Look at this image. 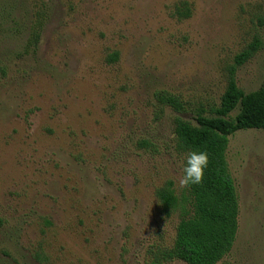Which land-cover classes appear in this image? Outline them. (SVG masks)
Listing matches in <instances>:
<instances>
[{
	"label": "rangeland",
	"instance_id": "rangeland-1",
	"mask_svg": "<svg viewBox=\"0 0 264 264\" xmlns=\"http://www.w3.org/2000/svg\"><path fill=\"white\" fill-rule=\"evenodd\" d=\"M254 38L246 92L264 82V0H0V264H148L171 245L179 211L155 191L184 189L173 119L218 105ZM225 159L238 226L216 264H264V130L234 132Z\"/></svg>",
	"mask_w": 264,
	"mask_h": 264
},
{
	"label": "trees",
	"instance_id": "trees-1",
	"mask_svg": "<svg viewBox=\"0 0 264 264\" xmlns=\"http://www.w3.org/2000/svg\"><path fill=\"white\" fill-rule=\"evenodd\" d=\"M185 4L177 13L187 14ZM261 48L254 38L234 56L227 82L218 105L195 110L194 122L175 116V146L185 156L191 150L207 151L208 166L201 183L184 187L177 194L173 182L165 181L155 195L167 214L179 211L175 236L171 245L157 246L150 251L148 264H163L174 259L186 264H216L231 249L237 232L238 203L235 186L226 158L228 137L240 129L264 130V82L251 91L237 85V67ZM115 56V55H114ZM158 100L182 112L184 105L173 93L161 92ZM237 109L235 114L232 112ZM146 145V142H141Z\"/></svg>",
	"mask_w": 264,
	"mask_h": 264
},
{
	"label": "clouds",
	"instance_id": "clouds-1",
	"mask_svg": "<svg viewBox=\"0 0 264 264\" xmlns=\"http://www.w3.org/2000/svg\"><path fill=\"white\" fill-rule=\"evenodd\" d=\"M207 151L191 150L185 157L183 164V176L179 180L180 187H188L201 183L204 170L208 166Z\"/></svg>",
	"mask_w": 264,
	"mask_h": 264
}]
</instances>
